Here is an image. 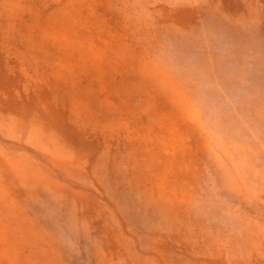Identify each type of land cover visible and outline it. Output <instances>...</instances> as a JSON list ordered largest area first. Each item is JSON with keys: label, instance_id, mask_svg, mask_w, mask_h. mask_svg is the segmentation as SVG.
<instances>
[{"label": "rangeland", "instance_id": "rangeland-1", "mask_svg": "<svg viewBox=\"0 0 264 264\" xmlns=\"http://www.w3.org/2000/svg\"><path fill=\"white\" fill-rule=\"evenodd\" d=\"M0 264H264V0H0Z\"/></svg>", "mask_w": 264, "mask_h": 264}, {"label": "bare ground", "instance_id": "bare-ground-1", "mask_svg": "<svg viewBox=\"0 0 264 264\" xmlns=\"http://www.w3.org/2000/svg\"><path fill=\"white\" fill-rule=\"evenodd\" d=\"M44 97H45V95H44Z\"/></svg>", "mask_w": 264, "mask_h": 264}]
</instances>
